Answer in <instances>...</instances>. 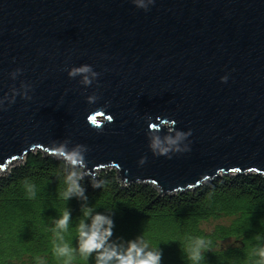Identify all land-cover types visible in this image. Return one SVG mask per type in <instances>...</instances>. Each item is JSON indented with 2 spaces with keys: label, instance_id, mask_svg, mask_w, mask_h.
Here are the masks:
<instances>
[{
  "label": "water",
  "instance_id": "water-1",
  "mask_svg": "<svg viewBox=\"0 0 264 264\" xmlns=\"http://www.w3.org/2000/svg\"><path fill=\"white\" fill-rule=\"evenodd\" d=\"M82 64L100 74L91 86L65 70ZM21 82L31 99L0 110V179L64 139L88 147L89 179L111 168L121 189L149 184L156 199L264 177V0H154L147 11L132 0H0V97ZM163 120L191 130L188 151L152 153L149 124Z\"/></svg>",
  "mask_w": 264,
  "mask_h": 264
},
{
  "label": "trees",
  "instance_id": "trees-1",
  "mask_svg": "<svg viewBox=\"0 0 264 264\" xmlns=\"http://www.w3.org/2000/svg\"><path fill=\"white\" fill-rule=\"evenodd\" d=\"M42 151L30 154L0 179V264H63L54 255L55 221L68 208L72 219L64 240L74 249L72 264H95V253L87 260L78 251L77 226L85 219L82 201H66V164ZM116 170L97 173L93 188L82 181L88 205L98 212L111 211L114 238L131 240L142 235L151 247L162 250L161 264H192L185 255L189 238L205 237L211 245L199 264H256L254 251L264 247V177L256 174L223 176L196 190L158 198L149 184H132L121 189ZM25 180L36 187L28 198ZM156 199V200H155ZM212 232L203 230L212 220H226ZM260 239L257 240L256 237ZM231 242L228 246L222 245Z\"/></svg>",
  "mask_w": 264,
  "mask_h": 264
},
{
  "label": "clouds",
  "instance_id": "clouds-1",
  "mask_svg": "<svg viewBox=\"0 0 264 264\" xmlns=\"http://www.w3.org/2000/svg\"><path fill=\"white\" fill-rule=\"evenodd\" d=\"M133 4L140 9L148 10L149 6L154 3V0H132ZM69 78L75 79L80 77L79 84L88 87L91 86L100 75L91 65L82 64L65 69ZM22 70L17 68L9 75L12 80H16ZM228 77H221L222 82H227ZM31 85L21 82L20 88L12 86L10 95L6 93L0 97V110H6L5 103L11 105L15 103L16 97L19 95L23 99H31L28 95L31 90ZM99 97L93 93L87 96L89 104H94ZM111 119V118H110ZM165 123L149 124V148L156 156H170L172 153L188 151V144L184 143L191 135V130L184 132L177 130L174 127V121L163 120ZM95 123V121H92ZM166 128L167 132L161 135L162 130ZM70 139L63 141H53L51 143L52 152L58 160L62 159L67 165L65 184L66 189L62 193V197L68 201L75 197L82 201L81 212L85 219H81L78 226V251L81 257L88 259L95 253V264H161L162 250L157 247H151L142 235L131 240H125L123 237L114 238L115 223L112 218L111 211L107 213L93 210L87 203L88 197L86 189L82 181L88 176L86 171L87 160L86 154L89 151L84 144L72 145ZM146 158H141L139 163L143 165ZM89 179V178H88ZM93 188H100L101 182L89 179ZM25 187L28 198L34 199L36 196V187L34 184L25 180ZM72 219L70 209H66L62 216L55 221L56 238L59 241L54 244V255L58 258H63V264H72L75 259L77 249H74L64 240L62 233L68 231L69 222ZM260 239L259 236L256 237ZM211 241L205 237L189 238V243L185 248V255L192 264H199L204 259V252L209 249ZM254 254L259 256L256 264H264V247L254 251ZM38 264H43L39 261Z\"/></svg>",
  "mask_w": 264,
  "mask_h": 264
},
{
  "label": "rangeland",
  "instance_id": "rangeland-1",
  "mask_svg": "<svg viewBox=\"0 0 264 264\" xmlns=\"http://www.w3.org/2000/svg\"><path fill=\"white\" fill-rule=\"evenodd\" d=\"M227 224H229L228 219L219 221L212 220L211 222L204 224V226H202V229L207 230L208 232H212L215 228L217 229L218 226H223ZM230 243L231 242H225L222 245L228 246Z\"/></svg>",
  "mask_w": 264,
  "mask_h": 264
},
{
  "label": "bare ground",
  "instance_id": "bare-ground-1",
  "mask_svg": "<svg viewBox=\"0 0 264 264\" xmlns=\"http://www.w3.org/2000/svg\"><path fill=\"white\" fill-rule=\"evenodd\" d=\"M109 169H111V168H109ZM100 171V170H99Z\"/></svg>",
  "mask_w": 264,
  "mask_h": 264
}]
</instances>
